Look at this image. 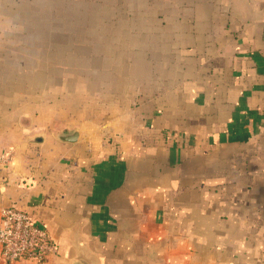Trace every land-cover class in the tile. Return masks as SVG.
Here are the masks:
<instances>
[{
    "label": "crops",
    "instance_id": "obj_1",
    "mask_svg": "<svg viewBox=\"0 0 264 264\" xmlns=\"http://www.w3.org/2000/svg\"><path fill=\"white\" fill-rule=\"evenodd\" d=\"M8 150L43 264H264V0H0Z\"/></svg>",
    "mask_w": 264,
    "mask_h": 264
},
{
    "label": "built area",
    "instance_id": "obj_2",
    "mask_svg": "<svg viewBox=\"0 0 264 264\" xmlns=\"http://www.w3.org/2000/svg\"><path fill=\"white\" fill-rule=\"evenodd\" d=\"M12 150L0 153V167L10 162ZM58 251V243L35 214L4 206L0 209V253L4 261L43 264Z\"/></svg>",
    "mask_w": 264,
    "mask_h": 264
},
{
    "label": "water",
    "instance_id": "obj_3",
    "mask_svg": "<svg viewBox=\"0 0 264 264\" xmlns=\"http://www.w3.org/2000/svg\"><path fill=\"white\" fill-rule=\"evenodd\" d=\"M78 136H79V129L74 128L68 132H63L62 134H59L58 138L63 141L73 142L77 140ZM19 262L22 264H35L33 262L26 261V260H20ZM73 264H78V263L74 262Z\"/></svg>",
    "mask_w": 264,
    "mask_h": 264
}]
</instances>
